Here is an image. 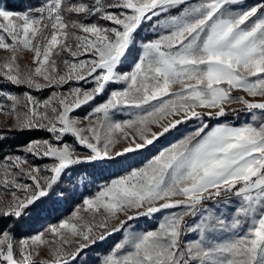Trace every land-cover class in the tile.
I'll list each match as a JSON object with an SVG mask.
<instances>
[{"label":"snow or ice","instance_id":"1","mask_svg":"<svg viewBox=\"0 0 264 264\" xmlns=\"http://www.w3.org/2000/svg\"><path fill=\"white\" fill-rule=\"evenodd\" d=\"M146 24L151 37L140 36ZM0 50V80L51 89L44 99L0 91L11 130L48 134L30 141L25 155H0V264H37L41 253L39 264H87L80 258L117 233L122 239L93 264H264V2L0 6ZM24 52L32 66L22 71ZM234 103L252 123L205 122ZM126 109L135 110L130 118L114 119ZM190 120L199 121L194 132L44 226L76 166L111 167ZM29 155L51 162L40 166ZM166 211L151 230L131 224ZM34 223L41 224L34 234L16 235Z\"/></svg>","mask_w":264,"mask_h":264},{"label":"trees","instance_id":"2","mask_svg":"<svg viewBox=\"0 0 264 264\" xmlns=\"http://www.w3.org/2000/svg\"><path fill=\"white\" fill-rule=\"evenodd\" d=\"M44 2L45 0H0V6H9L13 10L22 11L29 4L41 6ZM140 36L144 37L141 31ZM8 89L16 94H20L24 91L21 87L13 85H8ZM0 135H3L6 138V142L0 145V155H4L5 153H16L21 148L25 147L30 141L48 137V134L43 131H14L5 128H0ZM157 149V147H153L148 150L130 154L126 158H121L120 162L104 169L93 168L87 164L76 166V168L73 170L71 179L69 177H65L64 181L60 184V188H62L64 191L62 194L55 196V199L59 200L60 202L53 205L51 213L42 223L44 226L57 223L59 220L66 217L78 203L82 202V199L90 192L92 187L125 174L133 167L140 165L145 160V158L152 156L157 151ZM89 173L91 175H89ZM39 228H41V224L34 223L31 228L19 229L16 235H26L30 232H35V230ZM111 238L107 239L106 242L98 243L93 249L88 251L87 255L85 256L87 264L88 260L90 262L96 260V257H93L94 254H104L108 250V245L113 240ZM110 246L111 245H109V247Z\"/></svg>","mask_w":264,"mask_h":264},{"label":"rangeland","instance_id":"3","mask_svg":"<svg viewBox=\"0 0 264 264\" xmlns=\"http://www.w3.org/2000/svg\"><path fill=\"white\" fill-rule=\"evenodd\" d=\"M192 2H198V0H192ZM261 2H264V1H261V0H245V4L246 5H253V4H258V3H261ZM141 32H142V35H144V37L145 36L151 37L153 35L152 34V29L147 24L142 28ZM66 55L67 54H65V56ZM5 56H6V53L3 50H0V61H2ZM31 58H32V54L31 53H27V52L22 53V55L20 56L19 61H18L22 71L26 70L27 67H31L32 66L31 65ZM57 59L60 60L62 58L58 57ZM8 85L12 86L10 83H5L2 80H0V91L6 92V93H11V94H14V95H22L24 92L30 91L31 94L34 97H36L37 99H44L51 92V89H45L42 92H37L35 90L28 89V88H26L24 86H20L24 91L22 93H20V94H16V93H13L11 90L8 89ZM13 86H15V85H13ZM70 86H74V85H65L64 89H62V91H66ZM86 87H87V85H86ZM232 95L233 96H245L246 99H252V98L247 97L246 94L243 93L242 91H233ZM2 99L3 98H0V100H2ZM256 100H260V98L257 97ZM3 102L10 103L9 101H6V100H3ZM242 108H243L242 105L234 103V104L230 105L229 108L227 109V111L229 112L228 115L219 118V120H212V119H208L207 117H204V120H205L206 123H208L209 127L216 126L218 123L219 124H230V125H236V126L242 125L246 121L249 122V123H252V121L250 120L248 114H246L244 111H237V112H233L232 111L233 109L239 110V109H242ZM87 111H88L87 107L81 108V109L77 110V112L74 113V115L83 116V115L86 114ZM134 111H135L134 109H126V110L119 111V112H117L114 115V119H116V120L128 119V118H130V116L128 114H126V113H132ZM12 126H13L12 119L9 118V117L4 116L3 114H0V128L12 129ZM81 126H83V125H81ZM198 126H199V121L190 120V121H187L185 123H182V124L178 125L174 129H171L168 133H165L164 136L160 137L156 142H154V145H150V146H148V148L144 149V150H148V149H151L153 147L154 148L155 147L158 148L157 151L152 156H150L149 158H145V160L140 165H138L136 167H133L131 170L142 166L149 159H151L155 154H157L159 150H163L164 148L169 147L171 144L178 142L184 136L189 135L190 133L194 132L195 129ZM69 141H71L70 137H69ZM23 148H21L18 152L11 153V154L25 155V153L23 152ZM144 150H141V151H144ZM28 159H29L30 162H32L34 164H37V165H40V166H42L45 163H50L51 162L49 160L37 159L36 157H33L31 155L28 156ZM131 170H129V171H131ZM103 184L104 183L92 187L90 192L88 194H86L84 196V198L94 195L96 193V191L99 189V187L102 186ZM4 199L8 200V199H10V196H5ZM81 203H78L74 207V209H72L71 212L66 217H64L63 219L70 217L72 212L77 207H79ZM168 211H175V210H168ZM166 214H168L167 211L155 214L154 218L142 217L139 220L132 221L131 224L138 231L151 230V229L154 228V226H157L159 224L160 220H162L163 216L166 215ZM121 218H123V217H121ZM53 224H56V223H53ZM46 226H48V225H46ZM34 233L35 232H30V233H28L26 235H22V236H18V237L24 238L27 235L34 234ZM122 236H123V233H117V234L111 236L112 238L109 237V238L113 239L109 245H112L114 242H117L120 239H122ZM109 245H108V248H109ZM44 255H45L44 253H41V256L36 257L37 264H39V260L42 257H44ZM102 255H103L102 253L94 254L93 257L94 258L96 257L95 261H97L98 258L100 256H102ZM83 258L85 259V256H82L80 258V260L83 261L84 260ZM93 262L94 261L90 262L88 260V264H93ZM78 264H80V262H78Z\"/></svg>","mask_w":264,"mask_h":264}]
</instances>
